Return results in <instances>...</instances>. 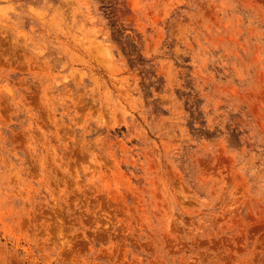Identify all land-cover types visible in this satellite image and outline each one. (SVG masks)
Here are the masks:
<instances>
[{
    "label": "rangeland",
    "instance_id": "374dc122",
    "mask_svg": "<svg viewBox=\"0 0 264 264\" xmlns=\"http://www.w3.org/2000/svg\"><path fill=\"white\" fill-rule=\"evenodd\" d=\"M0 264H264V0H0Z\"/></svg>",
    "mask_w": 264,
    "mask_h": 264
}]
</instances>
